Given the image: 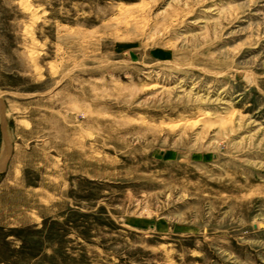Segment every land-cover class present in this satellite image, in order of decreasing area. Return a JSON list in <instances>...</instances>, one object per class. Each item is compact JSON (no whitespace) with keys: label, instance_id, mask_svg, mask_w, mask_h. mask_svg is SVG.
<instances>
[{"label":"rangeland","instance_id":"obj_1","mask_svg":"<svg viewBox=\"0 0 264 264\" xmlns=\"http://www.w3.org/2000/svg\"><path fill=\"white\" fill-rule=\"evenodd\" d=\"M0 90V264H264V0H0Z\"/></svg>","mask_w":264,"mask_h":264},{"label":"bare ground","instance_id":"obj_2","mask_svg":"<svg viewBox=\"0 0 264 264\" xmlns=\"http://www.w3.org/2000/svg\"><path fill=\"white\" fill-rule=\"evenodd\" d=\"M4 95H5V92L0 90V99H2L4 97Z\"/></svg>","mask_w":264,"mask_h":264},{"label":"water","instance_id":"obj_3","mask_svg":"<svg viewBox=\"0 0 264 264\" xmlns=\"http://www.w3.org/2000/svg\"><path fill=\"white\" fill-rule=\"evenodd\" d=\"M3 103H2V100L0 99V105H2ZM2 116L4 117V114L2 113ZM7 140V143H8V145H9V140H8V138L6 139Z\"/></svg>","mask_w":264,"mask_h":264}]
</instances>
